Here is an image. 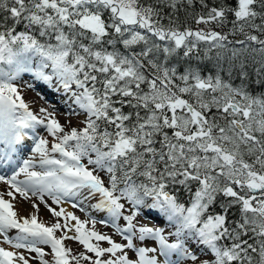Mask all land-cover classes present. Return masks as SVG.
Listing matches in <instances>:
<instances>
[{"label": "snow or ice", "instance_id": "1", "mask_svg": "<svg viewBox=\"0 0 264 264\" xmlns=\"http://www.w3.org/2000/svg\"><path fill=\"white\" fill-rule=\"evenodd\" d=\"M179 3L0 0V63L9 66L8 71L0 68V143L14 151L26 130L37 125L54 138H36L32 157L11 176L0 175L8 186L0 193V264H30L25 253H35L32 259L40 264H181L180 257L192 264H264V97L234 88L219 75L205 78L186 70L177 76L175 68L150 58L162 51L167 59L181 48L187 57L199 42L224 48L232 43L229 35L237 34L243 39L234 43L259 45L252 50L264 53V0H235L234 5L222 0L212 7L199 0L207 12L194 17L196 24L223 28L231 16L227 33L173 26L163 8L178 11ZM165 15L168 26L162 23ZM28 71L44 81L55 78L76 106L69 115L83 114V126L66 130L45 109L40 110L45 117L35 114L14 83ZM84 158L91 168L82 163ZM100 173L107 174V183ZM20 174L23 180L17 179ZM177 185L190 193L187 206L169 191ZM16 193L24 199L29 193L38 197L52 216L65 218L64 224L39 220L35 201L29 216L19 215ZM45 194L53 204L98 196L91 207L108 215L100 222L110 223L126 242L96 231L95 219L86 228L87 220L47 204ZM221 194L230 198L221 204L222 212H209ZM122 200L131 206L128 214ZM233 205H239L240 219L229 221ZM141 206L161 213L174 231L136 223ZM121 218L123 226L117 223ZM69 221H75L71 228ZM73 229L75 235L69 236ZM65 239L77 241L85 251L73 255ZM189 239L210 258L196 255ZM102 241L108 246H101ZM39 245L50 246L51 262Z\"/></svg>", "mask_w": 264, "mask_h": 264}, {"label": "rangeland", "instance_id": "2", "mask_svg": "<svg viewBox=\"0 0 264 264\" xmlns=\"http://www.w3.org/2000/svg\"><path fill=\"white\" fill-rule=\"evenodd\" d=\"M34 66L35 65L33 64L32 67ZM45 71H48V70H45ZM54 79L55 78H53L52 80L53 82L56 81V79L55 80ZM39 80H40L39 78L36 79V76H34L32 72L28 71V72H21L17 76L16 80L14 81L16 82L18 89L21 91V94L25 102L29 104L30 109L38 116L45 117V113H41L40 111L43 108L46 110V112L52 113L62 125L64 126L71 125L75 127H81L82 121L84 119L83 114L69 115L70 107L71 108L76 107L75 105H72L71 100L69 99L70 94L65 93L62 86L57 85L56 82L55 84L60 91L57 90L56 94H54L53 96L48 91L43 92L42 88L43 87L46 88V84L40 82ZM35 82L38 83L37 85L39 86H35L34 85ZM52 93H54V91H52ZM47 98H50V99H47ZM76 111L79 112V109ZM26 131H27L26 137L24 138L23 141H21V143L18 146H15L14 151H10L6 149L3 143H0V175H3L5 177L11 176L13 172L19 170V168L22 166L23 160L29 159L30 157H32L33 154L31 152V148L34 146L36 138L40 136H44L45 138L49 139V141H52L54 139L53 137L48 135L43 125H37L35 130L29 129ZM5 152H7V155H4ZM53 155H56L57 158H59L58 154H53ZM82 163H84L89 168L92 167L91 165L87 164V158H84L82 160ZM35 170L37 171L41 170L38 164L35 165ZM100 175H101V178L104 179L106 182L107 174L100 173ZM17 179L23 180L24 175L20 174L17 177ZM7 191H8V186L4 184L2 181H0V193H6ZM117 194L119 193L117 192ZM5 198L9 199V197H7L6 195H5ZM96 199H98V196ZM96 199L82 200L78 198H72V199L62 198L61 203H65L69 205L68 206L69 209H65L63 207L64 205H62L61 203L53 204L51 197H49L47 194L44 195V200L47 202V204L51 205L57 210H59L62 207L65 209L66 212H72L80 220L82 221L87 220L88 223L85 225L86 228L91 229L93 227L92 220L95 219L96 223L94 227L96 231H99L103 234H107L111 236L112 239L115 240L116 242L125 243L126 241H124L123 238L115 232V230L111 227L110 223L104 224L100 222L102 220H108V215L104 211L100 212L91 207L92 204L96 203ZM15 201H17L20 204V206L22 205V210H24L25 208V210L23 211L24 213L23 216H29L34 211L31 205H32V202L35 201L39 205V211L36 212V215L38 216L39 220L43 221L47 225H50L51 223H54L57 220H59L61 224H64L65 222L64 217L57 218V217L52 216V214L47 210V208H45L44 204L40 202L39 198L32 196L31 193H29V199H24L23 197H20L18 193H16ZM121 202L125 203L124 211H125V214H128V212L131 211V206L124 200H122ZM74 204L76 205L75 207H73ZM150 218L154 220H149ZM164 219L165 217L163 215H160V213L156 210L151 209V211L150 210L143 211L142 208H140V214L137 216L136 223L148 225L151 227H161L165 229L166 233L173 231L172 229L164 226L163 224ZM68 223H69V228H71V226L75 224V221H69ZM117 223L123 226L125 224V221L121 218L120 220L117 221ZM15 234H16L15 230H11V236H15ZM61 234H62V231L58 229L56 231V235L60 236ZM68 235L69 236L75 235L74 229L72 231H68ZM169 239L171 241L175 239V237H170ZM0 240H2V237H0ZM147 243L151 245L154 242H152L151 240H148ZM100 244L103 247L108 246L106 241H102L100 242ZM64 245L65 247L70 248L72 252H75V253L85 251L83 246L73 239H65ZM190 245L197 246L194 242L188 243L189 247ZM39 246L42 247L46 253L45 259L51 262L50 257L47 256L48 254H51L50 246L49 245H39ZM25 254L29 257L31 264H40L38 259H32V257H35V253H25ZM88 254L93 256L94 258V254L92 253H88ZM196 254L200 256L201 259L210 258V257H206L201 252L200 247L199 249L197 248ZM129 255L134 256L132 252H130ZM174 258L176 259L177 256H175ZM179 260L181 261V264H192L190 260H184L182 257H180Z\"/></svg>", "mask_w": 264, "mask_h": 264}, {"label": "trees", "instance_id": "3", "mask_svg": "<svg viewBox=\"0 0 264 264\" xmlns=\"http://www.w3.org/2000/svg\"><path fill=\"white\" fill-rule=\"evenodd\" d=\"M141 2L146 4H154L155 0H141ZM205 2L209 7H212L219 6L222 0H205ZM229 2L234 5L235 0H229ZM178 7V11L172 10L168 7H164L163 11L165 14H171L172 20L175 21V24L173 26L179 27L181 30L184 27H188L193 30L204 28L214 29L216 31L227 33L231 28V16H229V22L223 28H220L215 24L197 25L194 17L197 14H206L207 12V9L201 6L199 0H193V4L191 6L187 5V0H180ZM162 23L165 26H168L169 20L167 15H165V19L162 21ZM22 28L23 25H21L17 30H22ZM237 39H243V36L239 34L229 35V41H232V43H226V46L224 48H211L208 43L199 42L198 48L193 49V51L187 57L184 56L185 49L181 48L178 49L176 53L169 56L167 59H165L162 51L155 52L154 55L150 58L155 59L159 63L165 64V66L169 68H175L177 76L184 73L186 70L197 71L202 77L205 78L209 76L216 77L217 75H219L223 81L231 84V86L234 88L242 87L252 96L264 97V68L261 67V65L264 64V53H260L259 51L254 52L252 50L253 48L258 49L260 47L259 45L255 44H252L247 48H242L241 45L234 43V41ZM157 42L161 43L162 46L163 43H166L159 41ZM141 47H143V44L136 45L134 46V50L139 52ZM116 48L121 52L124 51L123 45L118 44L116 45ZM109 50H111V46H109ZM234 51L236 52L235 55H233ZM0 68H3L5 71L9 70V66L2 63H0ZM242 72L244 73L243 75L241 74ZM176 83L180 84L181 82L177 80ZM142 88L147 91L146 84L142 85ZM184 98L187 99L189 97L185 96ZM205 98H209V94H206ZM237 99H239V97H237ZM124 111L127 112L129 111V109L126 107ZM211 111L216 112V109L213 108ZM64 127L67 130L74 126L69 125ZM139 182L140 179H137V183ZM190 187L192 192H194L197 185L195 183H192ZM169 191H172L173 194L177 196L179 203H183L186 206L190 203V193L183 186L177 185L175 189L170 188ZM226 199L230 198H225L222 194L219 195L216 202L209 209V212H222L221 204ZM145 203L146 205L150 204L151 200L148 199ZM141 208L146 209L147 207L141 206ZM160 215L162 214L160 213ZM227 215L229 221L240 219L239 205H233L229 209ZM168 225L171 228H174V226L169 224V222ZM227 242L228 241H225V243ZM78 253L72 252L73 255H77ZM47 256L52 259L51 254H48ZM81 264H88V262L86 263L85 261H82Z\"/></svg>", "mask_w": 264, "mask_h": 264}, {"label": "bare ground", "instance_id": "4", "mask_svg": "<svg viewBox=\"0 0 264 264\" xmlns=\"http://www.w3.org/2000/svg\"><path fill=\"white\" fill-rule=\"evenodd\" d=\"M31 72V71H30ZM33 73V75L35 76V74H34V72H32ZM36 79H38L37 77H36ZM38 81V80H37ZM40 82H42L43 83V80H39ZM13 203H14V207H15V209H16V211L18 212V214H20V215H23L24 213H23V211L25 210V208H24V210H22V205L20 206V204L17 202V201H13ZM62 205H64L63 207L65 208V209H69L68 208V204H65V203H61ZM101 212V211H100ZM3 246H5V247H8V245H3ZM175 256H173V259H175L174 258ZM30 264H31V262H30Z\"/></svg>", "mask_w": 264, "mask_h": 264}]
</instances>
